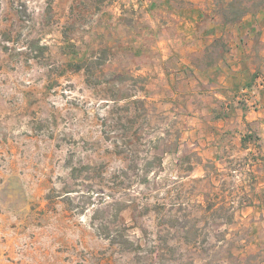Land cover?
Instances as JSON below:
<instances>
[{
	"label": "rangeland",
	"instance_id": "obj_1",
	"mask_svg": "<svg viewBox=\"0 0 264 264\" xmlns=\"http://www.w3.org/2000/svg\"><path fill=\"white\" fill-rule=\"evenodd\" d=\"M244 1L0 0V264H264Z\"/></svg>",
	"mask_w": 264,
	"mask_h": 264
},
{
	"label": "trees",
	"instance_id": "obj_2",
	"mask_svg": "<svg viewBox=\"0 0 264 264\" xmlns=\"http://www.w3.org/2000/svg\"><path fill=\"white\" fill-rule=\"evenodd\" d=\"M248 3H251L255 9H260L264 5V0H248ZM247 2V1H246ZM245 1L241 2V0H228V9L234 8L236 5H239V9L232 11L231 17L227 14V22H237L243 16H245L250 9L248 6L245 5Z\"/></svg>",
	"mask_w": 264,
	"mask_h": 264
}]
</instances>
